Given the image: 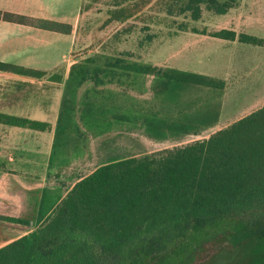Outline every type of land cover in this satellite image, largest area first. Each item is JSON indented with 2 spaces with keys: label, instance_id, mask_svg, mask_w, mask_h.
Returning a JSON list of instances; mask_svg holds the SVG:
<instances>
[{
  "label": "rangeland",
  "instance_id": "obj_1",
  "mask_svg": "<svg viewBox=\"0 0 264 264\" xmlns=\"http://www.w3.org/2000/svg\"><path fill=\"white\" fill-rule=\"evenodd\" d=\"M162 3L164 0H82L79 13L78 0H66L61 10L31 13L57 15L74 24L71 34L20 28L9 34L0 29V59L49 72L43 78L19 82V91L13 78L0 77L1 103L51 101L46 114L51 132L2 127L0 141V159L8 167L45 176V186L55 190L48 208L56 203L61 190L101 164L206 138L263 104L264 46L210 33L225 28L264 38V0H239L224 14L203 11L198 20L168 15ZM128 4L135 11L131 17L124 21L112 18L111 10ZM25 45L28 48L22 52ZM117 55L127 62L174 73L221 79L224 86L210 88L118 67L99 71L103 82L97 83L95 68ZM75 63H82L91 78L81 84L75 77L71 79ZM55 71L63 76L59 84L47 79ZM32 116L46 119L36 113ZM41 192L39 189L36 198L45 204L48 197L44 201ZM17 193L22 198L19 206L31 212L35 207L32 197L20 188ZM21 230L17 226L1 244Z\"/></svg>",
  "mask_w": 264,
  "mask_h": 264
},
{
  "label": "trees",
  "instance_id": "obj_2",
  "mask_svg": "<svg viewBox=\"0 0 264 264\" xmlns=\"http://www.w3.org/2000/svg\"><path fill=\"white\" fill-rule=\"evenodd\" d=\"M238 2L164 0L162 8L168 15L198 20L203 11L224 14ZM132 9L128 4L110 12L124 21L134 14ZM0 19L62 34L73 29L67 22L2 10ZM210 35L264 46L263 37L233 29ZM106 67L210 88L224 86L221 79L127 62L120 55L95 68L97 83L103 82L98 73ZM48 73L0 60V77L13 78L18 91L19 82ZM69 77L78 84L91 78L82 63L72 65ZM47 79L59 84L63 76L55 71ZM33 102L44 106V101ZM25 111L1 103L0 125L51 130L48 121ZM6 167V160L0 159V170ZM0 219L24 222L4 215ZM0 264H264V102L206 138L95 167L66 189L34 230L0 247Z\"/></svg>",
  "mask_w": 264,
  "mask_h": 264
},
{
  "label": "crops",
  "instance_id": "obj_3",
  "mask_svg": "<svg viewBox=\"0 0 264 264\" xmlns=\"http://www.w3.org/2000/svg\"><path fill=\"white\" fill-rule=\"evenodd\" d=\"M78 3H79V6H78L79 13H80V7L82 4V0H78ZM65 4H66V0H26L25 3L19 0H0V10L11 12V13H18V14H22L26 16L35 17V18H46V19H52L55 21L70 23L68 21H64L63 19L58 18L57 15L55 14L54 16H51V15L48 16L44 13H36V14L31 13V11H42L43 9H46V8H54L56 10L58 9L61 10L64 8ZM78 17H79V14H78ZM0 24H1L0 29H2L5 33H9V34L16 33V31H18V28H20V29L30 30V31H37V32L41 31L47 34L68 35V34H62L59 32H54L50 30L33 27L30 25H26V24L9 22V21H5L2 19H0ZM70 24L72 25V27L74 26V24L72 23ZM27 48L28 46L25 45V47L22 49V52L27 50ZM8 51H10V49H8ZM3 58L5 57H2V59ZM2 61L14 62V61H9V60H2ZM23 65H26V64H23ZM3 104H5V102ZM6 105H9L10 107H23L26 109L25 111L26 115H28L31 118H35L34 116H32L34 113H36L37 115H41V116L44 115L46 117L48 106L51 105V101H44V106L42 107L35 106V105H38V103L36 102L34 104L33 101H8ZM38 119L43 120V121H48L51 124V130H52V123L47 117L46 119H41L40 117ZM5 128H8V129L12 128L15 130H28L31 132L32 131L35 132V130L22 129V128H17V127H5ZM51 130L44 131V132H40V131H36V132L38 133L48 132L49 133L51 132ZM1 140H2V126L0 125V141ZM5 151H10V148L9 149L5 148ZM6 166H7V163H6ZM6 168L7 170H0V215L16 217V218L24 220V222L23 223H19V222L13 223L12 221H5V220L0 219V247L34 230L39 224V222L51 212V210L53 209L57 201L65 194V191H66V190L64 191L61 190L60 191L61 195L59 196L56 203L51 208L50 207L48 208V205H47L48 200L50 199V197H52V195L54 194L53 192L55 190L53 189L50 190V188L45 186L47 183L45 176L44 177H42L41 175L34 176L29 171L21 172V170H18L14 167L11 168L7 166ZM18 188L25 190L32 197V201L34 202L35 207L34 208L33 206L31 207L32 211L31 212L29 211L30 213L25 211L24 205L19 206L21 204L22 198L17 193ZM39 189H42L41 195L44 201L48 197L46 199L45 204L44 203L41 204V202L38 201L39 199L36 198V195ZM31 197L29 199H31ZM43 204L45 207L44 210L42 209ZM5 206L12 207V210L3 211L2 209ZM12 225L14 227H10ZM15 226L16 227L20 226L22 228L21 233L16 236H13L11 239L6 240V242L1 244L3 237H10L9 232L12 230H16Z\"/></svg>",
  "mask_w": 264,
  "mask_h": 264
}]
</instances>
